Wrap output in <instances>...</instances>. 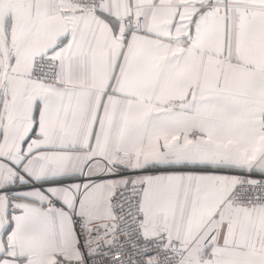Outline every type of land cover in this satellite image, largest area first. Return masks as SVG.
Segmentation results:
<instances>
[{
    "label": "snow or ice",
    "instance_id": "snow-or-ice-1",
    "mask_svg": "<svg viewBox=\"0 0 264 264\" xmlns=\"http://www.w3.org/2000/svg\"><path fill=\"white\" fill-rule=\"evenodd\" d=\"M0 264H264V0H0Z\"/></svg>",
    "mask_w": 264,
    "mask_h": 264
}]
</instances>
